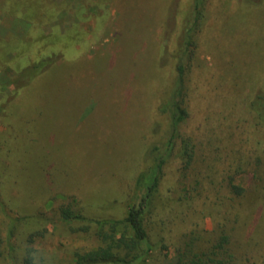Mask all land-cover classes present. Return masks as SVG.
I'll return each instance as SVG.
<instances>
[{
    "label": "rangeland",
    "instance_id": "obj_1",
    "mask_svg": "<svg viewBox=\"0 0 264 264\" xmlns=\"http://www.w3.org/2000/svg\"><path fill=\"white\" fill-rule=\"evenodd\" d=\"M194 3L0 0V237L14 229L0 264H23L31 235L36 260L75 264L98 241L61 207L100 220L139 204L181 57L187 118L145 216L146 264H188L223 234L228 258L264 264V0H205L187 50Z\"/></svg>",
    "mask_w": 264,
    "mask_h": 264
},
{
    "label": "trees",
    "instance_id": "obj_2",
    "mask_svg": "<svg viewBox=\"0 0 264 264\" xmlns=\"http://www.w3.org/2000/svg\"><path fill=\"white\" fill-rule=\"evenodd\" d=\"M204 1L195 0L194 3V26L189 27L184 35L183 44L189 50L194 43V27L199 26L204 16ZM184 50L182 56L187 52ZM169 59L168 54H164L161 62L164 63ZM52 59L49 58L42 61L41 64L34 66L32 71H35L40 66L48 64ZM178 78L174 89L162 104V108L166 109L170 118V136L167 142V148L155 145L150 152L154 158V165L143 171L137 178V186L143 191L139 204L131 203L127 206L126 213L121 219H100L93 220L85 217L83 214L73 210L70 206L60 208L59 214L61 218L75 227H72L74 232L79 233H94L98 245L88 250H78L74 252L75 264H146L147 257L150 252L148 232L146 229L145 216L153 204L156 197L159 184L162 177V168L165 163L166 155L172 149L174 140L178 135V130L183 121L187 118V110L182 106L180 101L183 86L185 83L186 66L182 60H179L177 65ZM256 107H260L258 115L264 122V96L258 95ZM192 156L187 157L190 162ZM233 189L237 194L241 193L242 189L239 186L233 185ZM38 217V216H37ZM16 219L14 221H20ZM8 236L3 239L0 237V258L3 256V245L7 242L10 249L13 246L9 243L14 236V229L11 227L8 231ZM35 243L34 236L28 238V247L24 252L23 264H50L43 260L38 261L35 258ZM229 244V236L223 234L219 237L210 254L207 256L195 255L188 264H238L226 255V247ZM147 247V248H145ZM205 257V258H204Z\"/></svg>",
    "mask_w": 264,
    "mask_h": 264
}]
</instances>
